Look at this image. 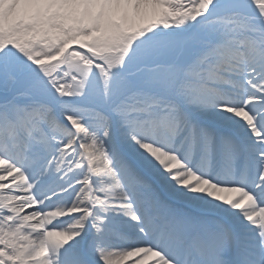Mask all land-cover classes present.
Masks as SVG:
<instances>
[{"label": "snow or ice", "instance_id": "obj_1", "mask_svg": "<svg viewBox=\"0 0 264 264\" xmlns=\"http://www.w3.org/2000/svg\"><path fill=\"white\" fill-rule=\"evenodd\" d=\"M0 264H264V0H0Z\"/></svg>", "mask_w": 264, "mask_h": 264}]
</instances>
